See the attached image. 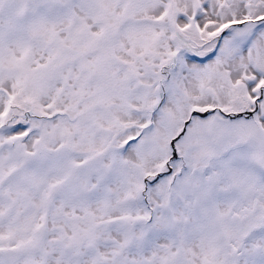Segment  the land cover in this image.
Instances as JSON below:
<instances>
[{"label": "snow or ice", "instance_id": "obj_1", "mask_svg": "<svg viewBox=\"0 0 264 264\" xmlns=\"http://www.w3.org/2000/svg\"><path fill=\"white\" fill-rule=\"evenodd\" d=\"M0 264H264V0H0Z\"/></svg>", "mask_w": 264, "mask_h": 264}]
</instances>
